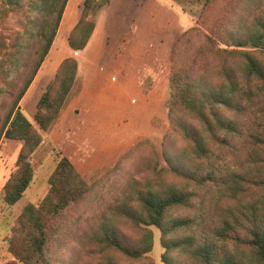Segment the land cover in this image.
Segmentation results:
<instances>
[{
	"label": "trees",
	"instance_id": "1",
	"mask_svg": "<svg viewBox=\"0 0 264 264\" xmlns=\"http://www.w3.org/2000/svg\"><path fill=\"white\" fill-rule=\"evenodd\" d=\"M67 1L0 0L1 18L15 13L24 22L9 42L0 33V77L5 84L22 65L26 41L34 38L38 43L25 63L17 91L0 89V94L12 98L0 136L23 140L16 169L2 187L7 205L19 200L31 181L29 155L41 142L37 128L47 130L54 122L76 79V58L64 57L35 103V128L19 102L52 45ZM108 1L83 0L67 36L72 50L85 47L94 18ZM247 10L254 13L238 24L236 32L215 35L210 30L197 47L199 60L213 62L215 81L192 75L190 66L175 65L169 71L164 105L168 112L190 119L170 121L186 145L158 170L174 179L158 176L134 185L117 205V214L137 228L135 239L125 240L116 220L103 223L95 232L96 241L121 254L127 264H154L148 255L149 226L160 230L165 264H264V0H251ZM175 54L174 45L172 58ZM88 188L70 157L61 156L45 196L36 204L24 205L15 219L7 238L14 259L1 264L15 260L47 264L49 222ZM249 189L260 193L253 195ZM96 264L119 262L104 255Z\"/></svg>",
	"mask_w": 264,
	"mask_h": 264
},
{
	"label": "rangeland",
	"instance_id": "2",
	"mask_svg": "<svg viewBox=\"0 0 264 264\" xmlns=\"http://www.w3.org/2000/svg\"><path fill=\"white\" fill-rule=\"evenodd\" d=\"M249 2L109 0L96 14L87 44L76 51L68 45L67 36L80 16L83 0L67 1L52 45L19 102L35 128V103L64 57L76 58V79L54 122L47 130L37 128L41 142L29 155L32 178L12 205L3 201L2 187L16 169L23 140L0 136V264L14 259L7 250V238L15 219L24 205L36 204L45 196L49 177L63 155L70 157L89 188L49 222L47 264H96L104 255L127 264L121 254L103 248L95 232L103 223L116 220L123 238L135 239L137 228L117 214V205L134 185L158 176L165 181L174 179L158 170L166 158L186 145L170 121L190 119L168 112L164 105L169 71L175 65L190 66L192 75L215 81L213 62L199 60L197 47L211 31L215 35L236 32L238 24L254 13H248ZM23 23L20 15L8 13L0 17V33L9 42ZM37 47L36 39L26 41L22 65L10 84L0 77V89L7 86L17 91L29 54ZM11 101L9 94H0V126ZM149 227L152 248L148 255L154 264H165L160 230ZM14 264L24 263L15 260Z\"/></svg>",
	"mask_w": 264,
	"mask_h": 264
},
{
	"label": "crops",
	"instance_id": "3",
	"mask_svg": "<svg viewBox=\"0 0 264 264\" xmlns=\"http://www.w3.org/2000/svg\"><path fill=\"white\" fill-rule=\"evenodd\" d=\"M61 21V20H60ZM61 23V22H60ZM60 23H59V25H60ZM58 28H59V26H58ZM28 90H29V88H28ZM27 92V91H26ZM21 100H23V98L21 99ZM21 102V101H20ZM25 110V109H24Z\"/></svg>",
	"mask_w": 264,
	"mask_h": 264
}]
</instances>
